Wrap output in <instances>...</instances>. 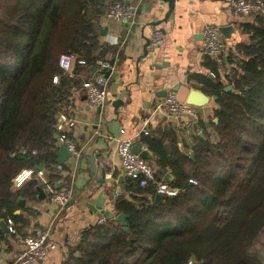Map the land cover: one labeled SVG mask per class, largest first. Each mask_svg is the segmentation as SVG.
Segmentation results:
<instances>
[{
    "label": "trees",
    "instance_id": "trees-1",
    "mask_svg": "<svg viewBox=\"0 0 264 264\" xmlns=\"http://www.w3.org/2000/svg\"><path fill=\"white\" fill-rule=\"evenodd\" d=\"M107 1L0 0V221L10 220L17 235L27 225L18 202L45 191L36 179L15 189L21 171L42 166L49 183L68 187L56 164L57 117L68 115L73 92L88 80L79 73L101 60L96 28ZM239 28L248 41L237 46L242 59L225 83L214 63V78L198 79L218 109L217 123L199 124L204 137L195 136L193 158L171 130L141 138L156 181L169 174L178 193L155 203L153 187L125 179L113 209L129 232L106 219L84 231L64 264H264V18ZM63 54L84 63L72 76L58 67Z\"/></svg>",
    "mask_w": 264,
    "mask_h": 264
},
{
    "label": "crops",
    "instance_id": "crops-1",
    "mask_svg": "<svg viewBox=\"0 0 264 264\" xmlns=\"http://www.w3.org/2000/svg\"><path fill=\"white\" fill-rule=\"evenodd\" d=\"M127 2L134 8L133 23L115 24L101 17L96 28L97 41L102 47L100 61L114 66L108 76L106 104L101 108L89 107L82 90L73 92L71 98L68 115L74 119L75 125L66 129V133L81 150V157L78 161L67 160L61 164L60 174L66 178L65 184H72L70 203L58 213L45 191L43 195L38 192L37 200L24 202L16 214L23 215L27 224L22 234L35 235L40 230H50L53 248L38 264H64L68 253L80 244L84 231L104 218L101 211L115 215L114 193L123 191L118 185L119 178L125 185L116 155V141L131 139L134 145L141 144V138L147 137L140 133L142 119L168 92H174L178 101L185 105H189L187 100L191 91L206 95L207 88L198 79L214 78L210 68L214 62L202 56V27L213 25L220 32L221 29H232L226 35L221 32L226 45L225 61L221 66L214 63L222 83L235 62L242 59L237 46L246 43L248 37L241 32L239 25L250 23L252 19L234 17L229 0H175L174 10L166 22L168 5L163 0ZM154 30L164 35V43L156 49L147 45ZM229 56L235 60H230ZM95 71L96 68L90 73L83 71L78 79L81 82L89 80ZM206 97L208 102L203 108L195 107L198 110L196 119L158 116L150 123L148 137L171 130L181 154L193 155L195 136L204 137L199 124L207 128L209 121L214 122L212 114L218 109L213 97ZM122 130L123 134L120 133ZM60 146L58 144L57 152ZM142 150L145 149L142 147ZM91 160L96 170L104 169V185L99 183L102 175L96 170L93 172ZM41 172L44 174L45 171ZM104 192L108 195L98 209L94 201L99 193ZM3 235L7 238L0 241V264L11 261L20 250L13 234Z\"/></svg>",
    "mask_w": 264,
    "mask_h": 264
},
{
    "label": "built area",
    "instance_id": "built-area-1",
    "mask_svg": "<svg viewBox=\"0 0 264 264\" xmlns=\"http://www.w3.org/2000/svg\"><path fill=\"white\" fill-rule=\"evenodd\" d=\"M228 5L232 15L236 18H264V0H229ZM104 18L115 24L133 23L134 8L130 6L127 0H108L105 5ZM200 34L203 42L202 56L221 66L226 57V45L219 28L207 24L202 27ZM163 43L164 35L162 32L154 30L147 45L152 49H156ZM76 63L79 65L84 64L72 54H63L58 59L59 69L70 76H72V70ZM113 70L114 66L111 63L97 61L93 77L82 83L81 89L89 107L101 108L106 104L108 76ZM56 81L57 78L55 77L53 82L56 83ZM197 114L198 110L195 107L180 103L176 94L171 91L165 95L164 99L158 101L153 106L151 112L142 119L140 133L149 136L150 123L158 116L196 119ZM74 125L75 121L72 117L65 114L60 115L56 125L58 135L56 139L58 144L66 147L71 159L78 161L81 157V150L66 133ZM123 132L122 130L120 133L123 134ZM133 146L134 141L131 139L116 141V155L119 158L124 178L134 181L140 189L153 187L155 196L161 195L163 198L174 197L178 193V190L170 186L171 182L167 183L163 180L157 182L148 162L132 152ZM25 153V151H22L20 154L23 155ZM10 156L13 157L14 154L12 153ZM57 170L61 171L62 166L58 165ZM32 178L36 179L44 187L46 195L50 197V201L56 207L58 213L70 203L73 194L72 184L65 188L53 186L42 172L32 170L21 171L12 181L13 187L19 189ZM190 184L195 185L196 183L190 181ZM118 195L119 193H114V197H118ZM105 220V218H102L98 223L102 224ZM6 224L20 248L13 259L6 264H38L44 259L47 252L53 248V245L50 243V230H40L35 235H17L12 229L11 221L8 220ZM186 264L194 263L189 260Z\"/></svg>",
    "mask_w": 264,
    "mask_h": 264
},
{
    "label": "water",
    "instance_id": "water-1",
    "mask_svg": "<svg viewBox=\"0 0 264 264\" xmlns=\"http://www.w3.org/2000/svg\"><path fill=\"white\" fill-rule=\"evenodd\" d=\"M163 3H167L168 5V11L165 15V18H164V21H168L170 15L172 14L173 10H174V3H175V0H163ZM232 31L231 28L227 29H221V32L223 35H226L227 34V31ZM146 54V53H145ZM225 92H229L231 91V88L230 87H226L224 89ZM213 100L216 102L217 98L216 97H213ZM208 102V98L206 97V95H204L203 93L201 92H198V91H191L189 96H188V100H187V103L189 105H192L193 107H196V108H203ZM58 119V117H57ZM214 123H217V120L215 119L214 120ZM132 152L134 154H137L139 155L142 159L144 160H148L149 156H148V152L146 150H142V146L141 144H135L132 148ZM56 157H57V160H56V163L58 165H61L63 164L64 162H66L67 160H70V161H73L70 157V154L67 152V149L64 145H61L60 146V151L57 152L56 154ZM190 158H193V155L190 156ZM91 163V167L93 169V172L96 170V167L94 166V161L92 162V160L90 161ZM35 171L37 172H41L43 171V167L42 166H37L35 167ZM97 173L101 174L102 175V179L101 181L99 182L100 185H104L105 184V180L103 179L104 178V169L102 167L100 168H97ZM164 182H171L172 179H171V176L169 174H166L165 178L163 179ZM36 181L35 180H32L30 181V183H35ZM122 183V178H119L118 180V185L120 186V188H123V185L121 184ZM97 189V188H95ZM38 192L40 193V195H43V191L41 189H38ZM108 193L107 192H104V193H99L97 195V199L96 201H94V206L97 207L98 209H100V204L106 200V197H107ZM112 198V197H111ZM163 197L161 195H157L155 196V203H158L160 200H162ZM18 205L19 207H23L24 206V201L20 200L18 202ZM91 209L93 207H90ZM89 208V209H90ZM19 211L16 212V214H18ZM102 215L104 216L105 219H108L114 223H117L120 225L121 227V230L125 233H128L129 230L128 228L126 227V222H125V217L123 214H119V215H114V214H111L109 212H106V211H101ZM0 230L4 233V234H8L9 233V229L7 227V224L6 222L4 221H0ZM264 256V255H263Z\"/></svg>",
    "mask_w": 264,
    "mask_h": 264
},
{
    "label": "rangeland",
    "instance_id": "rangeland-1",
    "mask_svg": "<svg viewBox=\"0 0 264 264\" xmlns=\"http://www.w3.org/2000/svg\"><path fill=\"white\" fill-rule=\"evenodd\" d=\"M251 19V18H250ZM210 131V130H209ZM263 255V254H262ZM262 257H264V256H262Z\"/></svg>",
    "mask_w": 264,
    "mask_h": 264
}]
</instances>
